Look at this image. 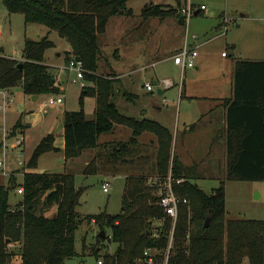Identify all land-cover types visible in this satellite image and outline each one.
I'll return each instance as SVG.
<instances>
[{
    "label": "trees",
    "instance_id": "obj_1",
    "mask_svg": "<svg viewBox=\"0 0 264 264\" xmlns=\"http://www.w3.org/2000/svg\"><path fill=\"white\" fill-rule=\"evenodd\" d=\"M2 1L10 15L21 14L27 25L44 26L66 39L73 58L84 63L86 81L95 84L96 92L88 88L82 91L80 110L64 114L66 162L98 148L100 137L112 133L117 125L133 130V142L143 133L153 134L159 143V174L167 177L171 168L173 178L183 180L174 190L187 198L189 205L180 206L174 223L159 205L157 184L149 185L144 177L130 176L126 179L120 214L103 212L83 218L78 212L83 189H77L72 173H25L21 184L11 177L10 189L0 185V264H13L15 259L16 254L8 250L7 240L21 243V264H66L68 259L78 256L76 232L85 220L111 231V239L98 237L99 242L111 240L118 244L115 254L106 256L107 264H134L133 257L142 260L146 249L157 250L158 264H163L168 250V264H264V221L226 220L227 182L264 181V61L243 60L235 64L233 97L224 102L228 130L227 177L220 180L212 194H207L195 183L203 178L199 173L200 164L186 166L178 156H172L174 137L169 129L148 118L134 120L122 116L111 101L114 83L93 77L99 70V39L111 18L133 15L132 10H127L129 0ZM175 1L176 8L146 7L143 20L164 21L175 17L180 25H186L187 18L177 11L182 0ZM53 47L47 35L39 41H25L22 62L4 57L0 52V89L22 85L24 93L30 96L63 94L62 82L45 60L46 51ZM92 95L97 96V108L90 119L85 113L84 100ZM126 96L136 97L129 93ZM22 127L20 118L13 133ZM54 140L53 134L41 140L28 168H36L42 155L57 150ZM112 148L110 151L117 158L130 151L125 143ZM96 173L93 160L83 174ZM19 187L24 189L23 199L13 209L9 203L10 192ZM52 208L56 212L48 216ZM208 219L211 222L206 228ZM156 220L164 222L157 229L159 237L153 238L151 228Z\"/></svg>",
    "mask_w": 264,
    "mask_h": 264
},
{
    "label": "rangeland",
    "instance_id": "obj_2",
    "mask_svg": "<svg viewBox=\"0 0 264 264\" xmlns=\"http://www.w3.org/2000/svg\"><path fill=\"white\" fill-rule=\"evenodd\" d=\"M1 1L0 48H5L3 54L22 62L25 41L28 39L39 41L48 35L54 47L46 51V64L62 82L64 88L62 95L65 96L63 105L46 107L45 110L49 115L44 117L41 104L46 103L49 96H42L41 100L35 103L24 93L22 85L5 90L0 89V147L2 146L0 160H4L5 156L9 171L21 166L20 170L10 175V177H16L17 174L24 175L26 170L28 171V160L44 134L60 125L59 111L80 110L79 98L82 91L88 88L96 92V87L94 83L86 81V74L82 82L74 81L73 74L67 69L73 56L71 46L66 39L60 37L55 31L50 32L44 26L27 25L23 15H10L5 11L6 8ZM189 3L198 9L202 6L205 9L201 10L199 15L188 16L187 24L183 26L175 17L164 21L157 18L148 20L142 18V12L146 7L159 5L163 9L176 8L175 0H129L127 10H132L133 15L111 18L106 32L99 39L101 49L99 70L93 76L97 80L114 83V95L111 101L122 116L142 120L141 112L147 110L152 118L148 119H154L172 131L174 137L172 156L182 153V150L179 153L181 131L177 135V125L182 126V121L186 117L195 118L196 113L202 112L207 104L202 100V103L197 105L199 108L194 106L185 116L183 105L179 120L180 86L185 83L186 91L188 90L192 95L209 98L213 95L211 93L215 90L214 88L223 90L226 84H234L237 61H264V0H182L178 13L180 14L181 9ZM195 36L198 37V41L193 40ZM186 39L193 46L199 45V57L196 63L200 69H188L182 74L173 60L169 62L166 59L169 57L173 59L185 45ZM224 53L225 56H223ZM153 63L157 64V67L151 66ZM120 76L121 81H118ZM165 79H172L175 87L163 89L165 91L163 95L158 94L160 88H156L154 92L146 90V83L158 87L160 81ZM127 93L136 97H128ZM84 102L85 113L91 119L97 108V96H88ZM20 118L23 127L13 133L12 130ZM24 121L28 126L24 124ZM115 129H117L115 133L117 139L123 140V143L128 146L129 154L122 155L118 160L107 158L106 151L109 152L113 149L112 147H115L111 144L108 146L110 150L101 146L96 155L94 150L85 152L80 158L67 161L65 164V171L75 175L77 189H83L78 206V212L83 215V218L103 212L109 215L120 214L123 211L126 175L144 177L151 185L159 184L171 173L170 168L167 177L159 174V143L155 135L143 133L137 138V142H133L132 129L123 125H117ZM16 134L18 137L25 138V150L21 157H19L21 149L12 148L16 138L11 136ZM58 135L53 134L54 146ZM189 143L192 144L190 141ZM52 152L58 153L60 150L57 148ZM97 155L98 160L95 159ZM194 156L197 157L196 154L191 155V157ZM93 160L100 173L84 175L86 162L91 163ZM183 160L184 163L191 162L190 156L183 157ZM21 161L23 165L19 164ZM199 164V173L203 180L195 183L207 194H212L219 187L220 180L227 177V158H221L219 163L213 164L209 156ZM37 167L35 171L63 172L64 160L61 155L51 154L43 158ZM9 171L0 174L6 176L10 174ZM104 183L111 185L108 193L103 191ZM17 190L18 188L10 192L9 199L14 204L13 209L23 199ZM55 209L52 208L47 215L52 216ZM189 215L191 216L190 208ZM240 219L264 221V181L227 182L226 220ZM163 222L164 220L155 221L151 228L152 235L157 233V229ZM104 230L111 239L109 229H102L96 223L85 220L76 232L75 249L78 256L68 259L66 264H98L101 259L107 264L106 256H113L118 244L112 243L111 240L99 242L98 235ZM20 244L8 245V250L16 254L13 264H21ZM133 260L134 264H139L141 261L137 257H133Z\"/></svg>",
    "mask_w": 264,
    "mask_h": 264
},
{
    "label": "crops",
    "instance_id": "obj_3",
    "mask_svg": "<svg viewBox=\"0 0 264 264\" xmlns=\"http://www.w3.org/2000/svg\"><path fill=\"white\" fill-rule=\"evenodd\" d=\"M1 2H3V1H1ZM199 10L200 9H198V12H200ZM5 11H7V10H5ZM1 39H2V31H0V44H1ZM2 48H4V47H2ZM4 50H5V48H4ZM2 56L7 57L4 54ZM223 56H225V53L223 54ZM12 59H14V58H12ZM166 60L169 62L170 61L172 62V57H169ZM154 64L155 63H153L151 66H153ZM155 67H157V64H155ZM196 69L197 70L200 69V67L197 66V64H196ZM118 79H119V81H121V76ZM183 85H185V86H183ZM233 85L234 84H228V85L226 84V86H225L226 88H224L223 90L221 88L220 89L214 88L215 90L213 92H215V93L212 92L211 94H213V95L209 98H206V97L202 98V97H198L197 95H192L191 93L188 92V90L186 91V84L185 83L180 86L179 91H178V93L180 95V98L178 101L179 102V105H178L179 120H180V115L182 113V106L183 105H184L183 112H184V116H185L194 106L200 105V103H202L201 102L202 100L207 103V104H205L204 110L202 112L200 111L199 113H196L195 118H193V119L189 118L188 119L186 117L182 121V123H183L182 126H180L178 124L176 127L177 135L181 131V136H180L181 149H180L179 153L181 152V150H182V153L180 155H178L179 159L184 163L185 161L183 160V157H189L190 156V158H191V162L190 163H184V165L187 164L186 166H193L195 164L203 163L204 160L209 156H211V158L213 160V164H215V163H219L221 158H224L227 156V152H226L227 134H228V130L226 127V111H227V109L224 106V102H225V100H229L233 97ZM63 91H64V88H63ZM164 92L165 91L162 90L161 95H163ZM28 96L35 103H38L39 100H41V97H39V99L37 101H34L33 96H30V95H28ZM197 107L199 108V106H197ZM66 111L67 110L59 111L60 121H61L60 125L58 122L59 126H56L52 131L44 134V137H43V138H45L46 136H48L50 134H59L56 141H55V147L58 148L60 150V152H58V153H54V152L46 153V154L42 155L38 161V165H39L43 158H45L51 154L61 155L63 160H64L63 172H47L44 170L43 171H38V170L35 171L34 170L35 168H27L28 171L26 170L25 173L61 174V173L65 172V164H66L65 153H64V150H65V137H64L65 129H64V123H63V117H64V114ZM43 115H44V117H47L49 115V113H47V111L44 110ZM141 115H142V119H144V118L152 119L150 113L147 110L142 111ZM24 124L27 125V123H25V121H24ZM193 125H196V127L191 130L190 128ZM121 131H123V130H121ZM170 132H172V131L170 130ZM115 133H117V129H115L110 134L102 135L100 137L99 147L93 151L94 155H96L97 150L101 146H103V148H105V149L110 150V148H108L109 145L114 144L116 146L119 143H123V140L117 139L118 137H117V134H115ZM16 137H18V134H16V136L14 138H16ZM188 140L190 142H192V144L189 143ZM178 142H179V139H178ZM173 149H174V147H173ZM24 150L25 149L23 147L22 151L24 152ZM106 152H107V154H106L107 158H111V160H118L117 157L112 155L111 151H109V152L106 151ZM90 153L92 154V152H90ZM127 154H129V153H127ZM193 154H196L197 157L196 158H195V156L191 157V155L193 156ZM192 158H194L193 161H192ZM95 159L98 160V155H97V158L95 156ZM88 164H89V162H86L85 165H88ZM126 165H128V164H126ZM129 167H133V166L129 165ZM20 169H21V166H20V168H16L14 170L10 169V171H9V168L7 166L5 171L6 172L9 171L10 174H8L6 176L3 174H0V185L8 186L10 178H11L10 175L13 172H16L17 170H20ZM98 173H100V171L97 169L96 174H98ZM130 176H134V175H126V179ZM15 178H16L17 184H21L23 182L24 175L23 174H17ZM20 178H22V179H20ZM201 180H203V179H201ZM75 183H76V178H75ZM8 188H10V187L8 186ZM9 203L11 206L14 205L13 203L10 202V199H9ZM55 212H56V209H55Z\"/></svg>",
    "mask_w": 264,
    "mask_h": 264
},
{
    "label": "built area",
    "instance_id": "obj_4",
    "mask_svg": "<svg viewBox=\"0 0 264 264\" xmlns=\"http://www.w3.org/2000/svg\"><path fill=\"white\" fill-rule=\"evenodd\" d=\"M187 1V0H186ZM205 7L202 6L201 10H204ZM198 10L192 3H189L185 8L181 9V14L188 18V16H192L195 14V12ZM193 40L198 41V37L195 36ZM199 45L193 46L188 40H186L185 45L179 51L174 57H173V63L176 67H178L182 74L188 69H194L196 68V61L199 57L198 52ZM155 67V64L153 65ZM68 71H70L73 74V79L75 82L77 81H83L84 75L86 74V69L84 66V63L81 60L72 58L67 66ZM175 86V83L172 79H165L160 81L159 86L156 87L153 84L147 83L145 85V88L149 92L156 91V88H160V90L163 89H170ZM159 90V89H158ZM65 96L64 95H51L48 97L46 103L41 104V108L43 110L46 109V107L50 106H57L62 105L64 103ZM25 138L24 137H16V141L14 142L12 148L14 150L21 149L19 153V157L22 155V150L24 147ZM20 165H23L22 161L19 162ZM6 162H5V156L4 160H0V172H4L6 170ZM183 182L182 179H175L173 178L172 174L170 175L162 182H160L158 185V196L160 198L159 205L164 210L166 216L171 218L173 222L175 223L178 219L179 210L181 205H189V200L187 198H183L179 196L175 190V185H179ZM111 188V185L109 183H106L103 185V191L105 193H108ZM18 194L22 195L24 194V189L22 187H19L17 190ZM153 238H158V232L154 233L152 235ZM173 239L171 238L170 248L172 246ZM158 252L154 249H146L143 254V260L140 261L139 264H158ZM168 257H169V250L166 253L165 259L163 260V264H168ZM98 264H105L104 260H99Z\"/></svg>",
    "mask_w": 264,
    "mask_h": 264
},
{
    "label": "water",
    "instance_id": "obj_5",
    "mask_svg": "<svg viewBox=\"0 0 264 264\" xmlns=\"http://www.w3.org/2000/svg\"><path fill=\"white\" fill-rule=\"evenodd\" d=\"M198 11H196L195 12V14L194 15H198ZM244 17L246 16V15H243ZM0 52H4V48H1L0 49ZM22 67V66H21ZM158 94L159 95H161L162 94V90H158ZM39 99V96H33V100L34 101H37ZM8 189H10V188H8ZM210 222H211V219H208V220H206V223H205V227L206 228H208L209 226H210ZM98 237L100 238V239H102V240H105L106 238H107V234H106V232L105 231H102L99 235H98ZM6 243L7 244H10V240H7L6 241Z\"/></svg>",
    "mask_w": 264,
    "mask_h": 264
}]
</instances>
